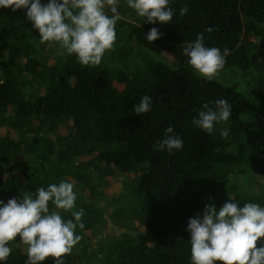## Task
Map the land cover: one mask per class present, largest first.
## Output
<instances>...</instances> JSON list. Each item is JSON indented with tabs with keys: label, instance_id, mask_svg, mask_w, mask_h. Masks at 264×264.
Segmentation results:
<instances>
[{
	"label": "trees",
	"instance_id": "trees-1",
	"mask_svg": "<svg viewBox=\"0 0 264 264\" xmlns=\"http://www.w3.org/2000/svg\"><path fill=\"white\" fill-rule=\"evenodd\" d=\"M136 1L140 21H109L102 42L76 0H3L0 167L23 151L36 162L0 177V264H264V191L233 196L236 228L202 215L233 175L264 178V125L245 116L264 111V0ZM56 33H78L94 50L49 60ZM141 47L176 63L151 59L137 75L127 58ZM216 66L258 71L253 93L194 70ZM221 109L234 152L216 127ZM55 166L90 188L81 206ZM117 172L137 177V231L91 248L82 218Z\"/></svg>",
	"mask_w": 264,
	"mask_h": 264
},
{
	"label": "rangeland",
	"instance_id": "rangeland-1",
	"mask_svg": "<svg viewBox=\"0 0 264 264\" xmlns=\"http://www.w3.org/2000/svg\"><path fill=\"white\" fill-rule=\"evenodd\" d=\"M79 3L85 4L89 8V12L86 16L88 25L95 24L92 33L96 35L102 42L104 41L103 30L108 29L109 21L114 22L117 20H123L127 22L138 23L141 19V13L136 0H76ZM7 9V5L0 0V14ZM112 28H114L112 26ZM126 41H130V37L126 38ZM115 40L108 41L106 48L108 53L113 54L116 50ZM123 45V44H122ZM126 45V44H124ZM123 45V46H124ZM70 47L81 48L83 50H94L91 41L78 33L65 36L62 33L52 34L46 44L42 55L49 58V60L55 59L62 55ZM151 59L164 60L170 65H175L174 57L169 53H154L146 48H138L133 54L127 58V62L132 66L133 71L137 75H144L147 61ZM199 75L208 79L219 81L228 86H235L238 90L245 94L253 93L254 77L258 71L254 70L250 75L244 74V72L237 70L234 67L221 68L216 66L214 68H195ZM264 73V69L262 70ZM226 111L221 109L216 117V127L221 130L223 137L227 141V151H236V143L232 140L228 134V120L226 117ZM247 119L251 120L252 126L255 123L261 121V125H264V111L251 110L245 113ZM257 132V131H256ZM256 134V133H255ZM57 142L58 139H55ZM258 141V138L256 139ZM36 162L31 158L28 151L17 152L12 160L0 167V177L2 175H16L22 169V163ZM54 165H48L50 173L54 171L51 167ZM57 171L65 172L66 175H60L65 182H68L69 187L73 190V196L70 201L77 207L81 206V200L88 199L90 196V188L85 185L84 182H77L75 178L70 175V171L63 166H55ZM50 176V175H49ZM56 181V180H55ZM109 186L104 189V194H100L93 198L98 211L95 213L87 214L82 221L87 225L84 228L85 235L90 237V247L99 246L102 247L105 244L113 242L117 239H125L129 241V237L136 233V206L132 201L131 190L133 185L137 182V177L133 174L119 173L117 172L109 180ZM52 183V182H51ZM66 187V186H65ZM66 190H68L66 188ZM250 190L264 191V178H260L255 172L249 171V173L233 175L231 185L217 195L207 207L202 211L204 220L208 226L215 229L221 228L222 230L236 228L239 223L236 221V216L232 213L231 202L233 196L236 193H246ZM65 192L66 198H69V193ZM228 214H233L228 218ZM229 215V216H230ZM29 232L27 231L22 237L24 238L23 248H29L32 245V241L28 239ZM72 261V260H71ZM84 264H93L92 259H84Z\"/></svg>",
	"mask_w": 264,
	"mask_h": 264
}]
</instances>
